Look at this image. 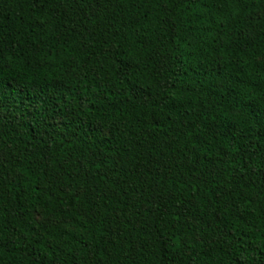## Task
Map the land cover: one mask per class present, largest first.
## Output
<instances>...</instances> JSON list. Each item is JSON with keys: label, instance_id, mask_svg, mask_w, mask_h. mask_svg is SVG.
Segmentation results:
<instances>
[{"label": "trees", "instance_id": "16d2710c", "mask_svg": "<svg viewBox=\"0 0 264 264\" xmlns=\"http://www.w3.org/2000/svg\"><path fill=\"white\" fill-rule=\"evenodd\" d=\"M0 264H264V0H0Z\"/></svg>", "mask_w": 264, "mask_h": 264}]
</instances>
